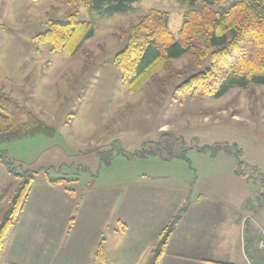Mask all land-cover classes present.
<instances>
[{"label":"rangeland","instance_id":"obj_1","mask_svg":"<svg viewBox=\"0 0 264 264\" xmlns=\"http://www.w3.org/2000/svg\"><path fill=\"white\" fill-rule=\"evenodd\" d=\"M189 9L178 0H138L125 13L106 15L53 0H0V93L55 129L51 137L2 144L0 154L13 162L18 174L40 170L32 182L36 190L46 173L70 180L62 188L72 190L74 218L81 202H96L101 196L116 200L122 221H130L128 243L134 245H143L139 238L149 236L156 240L154 248L160 243L185 204L184 189L192 194L199 190L208 202L237 206L247 191L264 221V87L233 88L219 99L180 95L176 87L209 65L207 57L197 60L188 53L169 61L130 94L114 65L130 27L149 10L167 13L176 39ZM73 12L92 25L94 35L74 55L50 53L35 37L49 22L67 23V14ZM203 146L231 155L196 149ZM141 149L158 154L134 155ZM108 150L106 166L98 153ZM234 168L246 180L242 184ZM148 181L156 185L147 187ZM18 184L0 163V223ZM97 186L102 190L93 191ZM130 192L136 196L129 200L134 209L127 203ZM148 208L158 210V216L151 219ZM262 237V248L258 240L256 246L264 264ZM148 258L139 264H148Z\"/></svg>","mask_w":264,"mask_h":264},{"label":"trees","instance_id":"obj_2","mask_svg":"<svg viewBox=\"0 0 264 264\" xmlns=\"http://www.w3.org/2000/svg\"><path fill=\"white\" fill-rule=\"evenodd\" d=\"M65 6L82 5L106 15L125 13L138 0H53ZM178 0L190 9L183 15L181 28L175 39L168 28L165 12L149 10L139 22L131 26L126 45L114 57V65L120 72L122 85L130 94L138 91L146 81L171 60L191 53L197 60L208 58L205 69L189 76L176 87L175 92L191 97L201 96L219 99L233 88L247 89L250 86L264 87V0ZM224 5V6H223ZM220 8L214 10L213 8ZM67 23L49 22L48 29L35 37L39 44H47L50 53L63 52L74 55L83 43L92 38L94 29L89 22L78 20L77 12L67 14ZM55 129L37 118L13 98L0 93V145L12 144L39 135L51 137ZM214 147L196 148L199 152L211 150L212 155L224 153ZM100 161L110 164L111 151L99 152ZM141 149L134 155L141 158L154 156ZM107 157V159H104ZM237 158V157H236ZM0 163L8 174L19 180L9 202V208L0 223V252L4 237L22 211L31 184L38 171L15 172L13 162L3 153ZM237 162L236 166L238 165ZM236 176L241 175L234 168ZM51 187L71 182L67 178L44 176ZM72 192V190H67ZM187 211L185 204L166 227L160 243L152 251L149 264H158L167 239ZM99 260L103 256L97 254Z\"/></svg>","mask_w":264,"mask_h":264},{"label":"crops","instance_id":"obj_3","mask_svg":"<svg viewBox=\"0 0 264 264\" xmlns=\"http://www.w3.org/2000/svg\"><path fill=\"white\" fill-rule=\"evenodd\" d=\"M234 176L241 184L246 181ZM148 182L147 187L156 185ZM39 189L31 184L22 211L4 237L0 264H139L147 257L149 264L156 240L149 236L139 238L143 245L128 243L130 221H122L124 215L116 200L101 196L96 202H81L79 217L74 218L72 193L45 182ZM243 193L246 199L237 206L208 202L199 190L192 194L184 189L181 199L186 200L187 211L175 224L158 264H253L254 259L255 264H263L259 258L262 247L256 241L263 239L264 221L253 208L250 194ZM127 196L134 209L129 200L136 196L131 192ZM147 211L151 219L153 214L158 216L154 213L158 210Z\"/></svg>","mask_w":264,"mask_h":264},{"label":"built area","instance_id":"obj_4","mask_svg":"<svg viewBox=\"0 0 264 264\" xmlns=\"http://www.w3.org/2000/svg\"><path fill=\"white\" fill-rule=\"evenodd\" d=\"M261 244V247H262V243H260Z\"/></svg>","mask_w":264,"mask_h":264}]
</instances>
